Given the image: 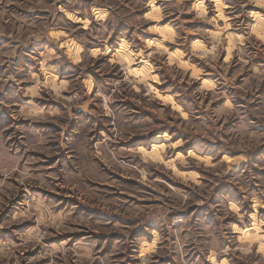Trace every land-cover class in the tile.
<instances>
[{
  "label": "clouds",
  "instance_id": "obj_1",
  "mask_svg": "<svg viewBox=\"0 0 264 264\" xmlns=\"http://www.w3.org/2000/svg\"><path fill=\"white\" fill-rule=\"evenodd\" d=\"M0 264H264V0H0Z\"/></svg>",
  "mask_w": 264,
  "mask_h": 264
}]
</instances>
